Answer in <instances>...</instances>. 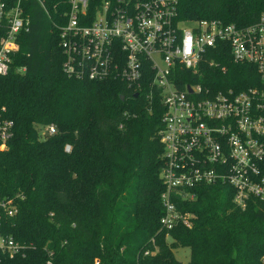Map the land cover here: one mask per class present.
<instances>
[{"label":"trees","instance_id":"1","mask_svg":"<svg viewBox=\"0 0 264 264\" xmlns=\"http://www.w3.org/2000/svg\"><path fill=\"white\" fill-rule=\"evenodd\" d=\"M41 1L22 0L30 27L0 77V118L13 123L0 151V196L17 208L3 231L23 245L0 264H182L170 245L189 248L187 264H264V200L241 210L226 185L196 186L195 199L178 205L194 214L192 225L160 230L162 105L116 80L68 77L53 26L66 0ZM263 10L264 0H179L178 18L244 26ZM222 62L225 73L207 76L216 84L258 83L252 65ZM46 124L57 133L43 137Z\"/></svg>","mask_w":264,"mask_h":264},{"label":"built area","instance_id":"2","mask_svg":"<svg viewBox=\"0 0 264 264\" xmlns=\"http://www.w3.org/2000/svg\"><path fill=\"white\" fill-rule=\"evenodd\" d=\"M21 2L0 0L5 27L0 77L11 68L18 34L30 27ZM66 4L53 22L62 71L79 80L122 82L133 95L155 97L163 107L160 230L192 225L194 214L178 205L195 199L199 185L230 187L241 210L251 199L264 200V10L253 23L239 26L214 18L180 20L179 0ZM224 60L252 65L258 83L238 91L213 82L207 76L225 73ZM56 133L54 124L41 131L43 137ZM12 136V121L0 118V151ZM16 212L12 200L0 196V255L9 258L23 252V245L3 231L5 218Z\"/></svg>","mask_w":264,"mask_h":264},{"label":"rangeland","instance_id":"3","mask_svg":"<svg viewBox=\"0 0 264 264\" xmlns=\"http://www.w3.org/2000/svg\"><path fill=\"white\" fill-rule=\"evenodd\" d=\"M41 131H43V128H42ZM165 239H166V242L168 244H170V242H172V238L169 237V236H166ZM152 246L154 247V251H156L158 247L156 245H152ZM170 248L172 250V253L174 255V258H176L182 264H187L188 263L189 256H190L189 248H187V247H177V248H173L171 245H170ZM98 262L99 261L96 260L95 264H98Z\"/></svg>","mask_w":264,"mask_h":264},{"label":"water","instance_id":"4","mask_svg":"<svg viewBox=\"0 0 264 264\" xmlns=\"http://www.w3.org/2000/svg\"><path fill=\"white\" fill-rule=\"evenodd\" d=\"M134 97H137V94H134ZM121 99H123V97H121Z\"/></svg>","mask_w":264,"mask_h":264}]
</instances>
